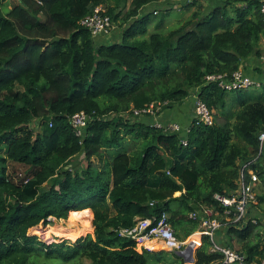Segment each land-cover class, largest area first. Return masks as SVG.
I'll use <instances>...</instances> for the list:
<instances>
[{"label": "trees", "instance_id": "16d2710c", "mask_svg": "<svg viewBox=\"0 0 264 264\" xmlns=\"http://www.w3.org/2000/svg\"><path fill=\"white\" fill-rule=\"evenodd\" d=\"M154 1L0 0V264H186L172 251H138L119 229L166 212L186 239L200 225L191 212L210 208L223 216L216 193L230 195L242 173L251 179L249 170L264 177L258 139L264 83L254 95L207 79L230 77L245 58L264 55L259 0L245 6L226 0L204 14L193 0L188 5L197 8L179 27L164 31L160 21L150 31L156 14L140 9ZM97 5L120 24L121 41L98 43L82 25ZM195 89L214 122L193 119L187 144L135 114L152 105L159 114L157 107L183 103ZM81 111L90 116L83 137L70 122ZM215 111L225 120L217 121ZM36 120L38 130L31 125ZM130 140L135 145L128 150ZM79 153L87 165L69 167ZM11 163L27 167L17 180ZM258 198L263 202L264 194ZM84 212L91 214L93 234L71 242L37 233L51 217L71 220ZM222 221L217 241L244 252L247 263L262 264L259 220ZM192 239L199 242V235ZM211 246L203 234L194 264L223 258Z\"/></svg>", "mask_w": 264, "mask_h": 264}, {"label": "built area", "instance_id": "2783aa9c", "mask_svg": "<svg viewBox=\"0 0 264 264\" xmlns=\"http://www.w3.org/2000/svg\"><path fill=\"white\" fill-rule=\"evenodd\" d=\"M177 3H183L186 0H174ZM260 2V14L264 23V0ZM82 25L91 30L94 36L109 35L114 28V22L107 12V8L103 5H97L94 10L81 20ZM210 81H217L220 86L228 91H233L239 88H248L250 86H259L261 82L246 75L242 69L236 70L230 77L224 74L207 75ZM155 112L152 106L142 110H136L135 114L145 116ZM194 113L198 121L213 124V111L207 104L196 95L194 100ZM90 116L84 111L76 112L70 116V122L73 125L76 134L83 137L85 128L88 125ZM156 126L163 127L167 132H177L183 137V144H187L185 130L179 123L168 121L165 123H152ZM261 146L264 143V130L258 135ZM259 182V176L255 172H251V179L245 180L244 173L241 174L238 188L230 195L216 193L214 195L220 206L223 207V216H213V210L210 208H200L191 212V217L200 220L199 229L186 239L179 238L175 229L169 221V216L166 212L162 213L159 218H143L138 220L131 227H123L119 229V234L123 237L132 239L136 242V249L142 252L144 249L155 250L153 241L160 242L161 247L167 251H183L188 247L196 250L201 245V236L207 234L211 241V250L223 254V258L214 261L212 264H249L245 261L244 252H239L228 246L220 244L216 241V235L220 228L224 227L225 220L233 222H241L246 220V215L251 206L259 204L258 192L255 189V184ZM256 221V220H254ZM194 234L199 235V242L192 239ZM264 264V260L262 262Z\"/></svg>", "mask_w": 264, "mask_h": 264}, {"label": "crops", "instance_id": "0c3cea01", "mask_svg": "<svg viewBox=\"0 0 264 264\" xmlns=\"http://www.w3.org/2000/svg\"><path fill=\"white\" fill-rule=\"evenodd\" d=\"M192 1L193 0H186L183 3H177L174 0H159L157 2L154 1L142 7V9H140V13L141 14L145 12L154 13V11H157V15H159L160 10L157 9V6H153L156 3L159 6L166 5L167 8H164V11L167 12L168 14H171L173 11H179V12L186 11V17L189 18L194 12V10L197 8V6L188 5ZM225 1L226 0H198V3L203 4L204 10L202 14H204L206 12L213 10L217 6H222ZM234 1L237 5L245 6L247 0H234ZM130 2L131 0L128 1V4ZM154 25L156 24L154 21H152V23L150 24L151 26L149 29L150 31L152 30V27ZM168 26L169 25L167 24V22L162 20L161 27L163 29L171 28ZM121 39H122V27L120 26V24H118V22H114V28L112 29L109 35L96 36V40L98 43H111L114 41H121ZM260 48L264 51V38L260 41ZM240 69H242L246 75L252 77L255 80H258V82L264 83V55H262V57H259L257 55H251L245 58L240 66ZM260 86L261 85L256 86V87H260ZM256 87H251L248 90L253 91L254 95L261 93L262 92L261 88L256 89ZM192 92H193L192 100L187 99L182 104H179L178 106H175L173 108L168 107V108L162 109V108L157 107V109L161 110L159 114L153 112L149 115L141 116V120L147 123H150V124L156 123V122L165 123L168 121L169 122L174 121V122L179 123L183 128H188L191 125L194 119V116H195L194 100H195L196 95H198V89H195ZM263 166H264V163H263ZM251 171L252 170H250V172ZM255 189L257 190L258 194L264 193V177L263 176H259V182L255 184ZM263 207H264V201L259 202L258 206H251L247 212L246 220L250 218H255L259 220L262 226V229H261L262 240L264 241V209ZM223 228L224 227L220 228L218 232L220 230L223 231ZM220 239L223 242H225L221 237ZM152 245H154V247L158 249L160 246V242H158L157 240L153 241Z\"/></svg>", "mask_w": 264, "mask_h": 264}, {"label": "rangeland", "instance_id": "374dc122", "mask_svg": "<svg viewBox=\"0 0 264 264\" xmlns=\"http://www.w3.org/2000/svg\"><path fill=\"white\" fill-rule=\"evenodd\" d=\"M118 1H120V0H118ZM122 3L123 2L121 0V4ZM153 6H157V9L160 10V14L159 15L152 16L153 21L155 22V24L159 23L162 20H164L169 25L168 27H171L170 29H173V28L179 27L181 25L182 21H184L185 19H188V17H186V11H182V12L173 11L171 14H168L167 12L164 11V8H167L166 5L165 6H159V5H157L155 3ZM104 7H106V6H104ZM150 27L151 26L149 25V29H150ZM154 28H155V25L152 27V30H154ZM164 31H166V30H164ZM256 88H259V87H256ZM187 99H191L192 100V94H190L184 100V102ZM234 102H232V104H234ZM179 104H182V103H175L170 108L178 106ZM238 108H239V106L237 105L236 109H238ZM215 114H217L216 111H215ZM223 120H225V116L220 117L217 114V121L221 122ZM31 125L34 127L35 130L39 129L37 120L35 122H33ZM182 134L183 133H181V135ZM241 144H244V142H241ZM126 145H127L126 148L128 150H131L133 148V146L135 145V141H133V140L127 141ZM95 160H97V159H95ZM70 162H71V165L69 167L72 166L74 169L84 168L87 165V159H86L84 153H79L74 158H72ZM26 170H27V167H25L22 164H14L13 165L11 163V165L9 166V172H10V174L13 175V178L15 180H17L18 176L21 177L22 174H24V172ZM176 195H178V194H176ZM260 195H262V194L259 193L258 196H260ZM254 206H258V205H254ZM263 209H264V207H263ZM86 213L87 212H84V213H81V214H79V215H77L75 217H72L71 220H70L69 216L66 219L53 218L52 222L50 224H47V225H43L42 224V225H40L37 228V231H38L37 233H39L40 236H42L43 238H45L47 240H53V239L57 238L58 236H62V235L66 236V237L69 236L71 238V242H74L75 240H77L81 236H85V235H87L89 233L93 234V231H94L93 219H92V222H91V214L89 215V214H86ZM90 222L92 224V228L90 227ZM215 238H216V241H217V237H215ZM234 249H236V248H234ZM155 250H166V249L161 247V245H160L159 248L155 249ZM185 262H186V264H188L187 261H185ZM60 264H91V261L89 259H83L79 263L62 262Z\"/></svg>", "mask_w": 264, "mask_h": 264}, {"label": "water", "instance_id": "95a60500", "mask_svg": "<svg viewBox=\"0 0 264 264\" xmlns=\"http://www.w3.org/2000/svg\"><path fill=\"white\" fill-rule=\"evenodd\" d=\"M51 219H53L51 217ZM195 251L192 247H188L183 251H176L175 253L179 256H182L188 264H194L195 262Z\"/></svg>", "mask_w": 264, "mask_h": 264}, {"label": "clouds", "instance_id": "9594fccd", "mask_svg": "<svg viewBox=\"0 0 264 264\" xmlns=\"http://www.w3.org/2000/svg\"><path fill=\"white\" fill-rule=\"evenodd\" d=\"M154 14H156L157 15V11H154ZM262 83V82H261ZM261 85V84H260ZM250 87H254V86H250ZM250 87H248V88H250ZM213 111V110H212ZM195 114V113H194ZM213 116H214V111H213ZM194 119H195V116H194ZM185 130L186 129H188V128H184ZM249 172H250V170H249ZM251 172H253V171H251ZM251 172H250V174H251Z\"/></svg>", "mask_w": 264, "mask_h": 264}, {"label": "bare ground", "instance_id": "6f19581e", "mask_svg": "<svg viewBox=\"0 0 264 264\" xmlns=\"http://www.w3.org/2000/svg\"><path fill=\"white\" fill-rule=\"evenodd\" d=\"M193 240H196V239H193ZM197 241V240H196Z\"/></svg>", "mask_w": 264, "mask_h": 264}]
</instances>
